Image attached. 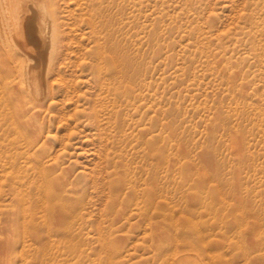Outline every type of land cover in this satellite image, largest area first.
Wrapping results in <instances>:
<instances>
[{"label":"rangeland","instance_id":"1","mask_svg":"<svg viewBox=\"0 0 264 264\" xmlns=\"http://www.w3.org/2000/svg\"><path fill=\"white\" fill-rule=\"evenodd\" d=\"M46 1L65 37L39 119L44 157L76 208L24 232L0 159V261L264 264V0ZM105 9L141 64L136 100L94 74L90 14Z\"/></svg>","mask_w":264,"mask_h":264},{"label":"bare ground","instance_id":"2","mask_svg":"<svg viewBox=\"0 0 264 264\" xmlns=\"http://www.w3.org/2000/svg\"><path fill=\"white\" fill-rule=\"evenodd\" d=\"M93 2L86 0V8L96 9ZM51 7L52 3L46 0H0V125L5 126L7 137H11L10 150L3 152L0 148V159L14 179L11 191L19 199L14 225L20 224L24 232L31 226L55 225L51 214L58 209L66 212L76 208L62 198L54 164L45 162L46 142L42 140L43 122L39 121L44 115V103L53 91L49 79L62 59L59 45L65 37L58 23L52 20ZM90 15V33L99 61L94 74L100 86L105 91L116 89L119 95L138 99L134 83L140 62L117 39L107 9L99 14L102 20ZM107 55L113 60L111 76L104 71ZM115 112L118 114L119 110ZM26 122L33 126L32 131L26 130ZM61 200L66 203L60 204ZM39 217L43 218L40 223ZM30 221L34 224L30 225ZM14 258L4 255L0 262L16 264Z\"/></svg>","mask_w":264,"mask_h":264}]
</instances>
